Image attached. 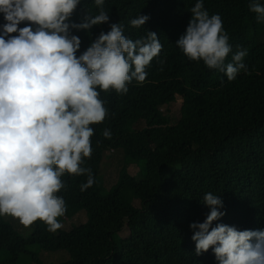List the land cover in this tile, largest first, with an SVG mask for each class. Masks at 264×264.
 <instances>
[{
  "label": "trees",
  "instance_id": "obj_1",
  "mask_svg": "<svg viewBox=\"0 0 264 264\" xmlns=\"http://www.w3.org/2000/svg\"><path fill=\"white\" fill-rule=\"evenodd\" d=\"M196 2L104 0L109 23L72 31L82 41L77 56L111 23L123 25L124 35L133 41L148 31L157 33L162 50L146 67V79L133 80L126 94L100 92L108 115L91 125L92 153L81 165L91 169L94 184L81 191L86 175L61 177L64 188L57 195L65 200L66 212L59 222L80 210L86 221L49 232L38 220L32 233L22 236L0 217V264H17L22 254L33 264H218L211 248L195 254L189 227L205 220L210 209L203 198L209 192L222 200L219 210L225 213L213 227L264 230V22L249 9L253 0H203L210 16L220 15L229 37L232 51L225 63L246 49L242 62L247 71H242L255 78L238 94L223 85L197 90L204 73L222 71L190 61L176 45ZM255 2L264 6V0ZM97 14L94 0H81L71 19L80 23L85 15ZM139 15L150 18L133 28L130 21ZM4 23L0 14V25ZM177 83L183 87L179 116L170 123L164 110L175 100ZM104 129H110L111 139L103 136ZM114 148L125 157L143 159L145 168L132 184L103 194L99 169L103 153ZM81 230H86V241L80 239ZM31 248L65 250L68 258L42 262Z\"/></svg>",
  "mask_w": 264,
  "mask_h": 264
},
{
  "label": "clouds",
  "instance_id": "obj_2",
  "mask_svg": "<svg viewBox=\"0 0 264 264\" xmlns=\"http://www.w3.org/2000/svg\"><path fill=\"white\" fill-rule=\"evenodd\" d=\"M80 3L0 0L5 21L0 25V216L25 227L39 220L49 232L62 227L58 218L66 212L65 200L57 195L64 188L61 177L86 175L81 191L94 184L91 169L81 165L91 157V125L108 115L100 92L126 94L129 83L146 79V67L162 50L157 33L148 31L133 41L124 35L123 25L111 23L77 56L82 41L72 31H88L110 20L104 0H94L99 14L72 21ZM249 9L264 22V6L253 0ZM190 11L186 31L176 41L183 54L224 72L229 81L246 72V49L225 63L232 49L220 15L210 16L203 0ZM149 18L139 15L130 25L140 28ZM22 23L26 26L19 27ZM102 134L111 139L110 129ZM203 202L210 209L205 220L189 225L195 254L211 248L218 264H264V230L213 227L225 215L219 210L223 202L211 192Z\"/></svg>",
  "mask_w": 264,
  "mask_h": 264
},
{
  "label": "rangeland",
  "instance_id": "obj_3",
  "mask_svg": "<svg viewBox=\"0 0 264 264\" xmlns=\"http://www.w3.org/2000/svg\"><path fill=\"white\" fill-rule=\"evenodd\" d=\"M255 76L247 74L244 71H240L235 80L229 81L225 73L219 72H206L196 82L195 88L200 90L204 87H215L223 85L230 88L235 94H238L244 89ZM183 87L179 83L175 85V100L174 102L165 108V113L168 114L170 123L177 120L179 116V108L181 104V94ZM142 122L137 124V127L142 126ZM145 168L143 159L134 157H125L121 148L108 149L103 153L100 169L99 180L101 186V192L103 194L111 193V191L119 184L122 187L132 184L136 175H142ZM3 218L12 228L19 232L22 236H28L34 230V224L30 227L23 226L19 220L11 216H0ZM86 221V214L84 210L78 211L73 217L66 219L62 223L61 229L68 230L71 227L78 226ZM81 241H86V230L79 232ZM30 252H35L42 262L50 261H64L68 258V253L65 250L44 251L31 248ZM29 255L22 254L17 259V264H33L28 257ZM4 254L0 252V261H3Z\"/></svg>",
  "mask_w": 264,
  "mask_h": 264
}]
</instances>
